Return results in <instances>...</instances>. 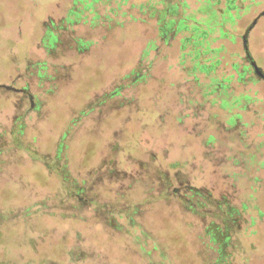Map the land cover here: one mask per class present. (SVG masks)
I'll return each mask as SVG.
<instances>
[{"label": "rangeland", "instance_id": "374dc122", "mask_svg": "<svg viewBox=\"0 0 264 264\" xmlns=\"http://www.w3.org/2000/svg\"><path fill=\"white\" fill-rule=\"evenodd\" d=\"M155 19L172 22L169 44ZM249 27L252 59L244 38ZM187 34L222 47L198 51L200 58L221 59L203 82L213 101L208 112L222 119L208 156L218 166L231 149L239 162L226 161V179L214 175L203 184L220 194L206 200L208 207L198 214L175 208L193 236L188 249L172 247L173 263L264 264V77L251 61L264 73V0H0V264H145L112 241L110 229L94 227L96 208L85 200L115 205L116 190L145 198L144 186L152 183L129 189L99 178L115 138L122 148L129 139L126 118L117 120L110 107L140 87L139 64L140 72L166 82L191 78L179 60ZM215 76L222 87L208 94L212 87L205 85ZM159 84L154 94L164 87ZM194 133L192 126L175 132L173 156L190 151L185 143ZM112 167L108 162L106 171ZM65 184L81 190L79 197L68 199ZM144 210L154 221L156 214ZM161 235L174 238L164 230ZM76 243L78 258L70 253Z\"/></svg>", "mask_w": 264, "mask_h": 264}, {"label": "trees", "instance_id": "16d2710c", "mask_svg": "<svg viewBox=\"0 0 264 264\" xmlns=\"http://www.w3.org/2000/svg\"><path fill=\"white\" fill-rule=\"evenodd\" d=\"M132 7H136V5L134 4ZM143 8H145V4L139 5L138 12L144 15L146 12ZM153 14H155V9L149 13V17L154 18ZM131 16L133 19L145 20V18L133 14ZM155 20L161 31L160 37L163 36L166 44H169L168 35L170 31H173L172 22L166 26L162 19ZM186 26V24L183 25V27ZM195 27L197 26L195 25ZM200 37V34H187L181 43L180 64L184 69L189 68L188 73L192 74L191 78L179 82L175 80L166 82L158 74L140 72L143 71V68L139 64L140 71L137 72L135 82H141L140 87L132 97L116 101L110 107L112 114L117 116V120L121 121L126 118L124 120L127 122L126 130L129 139L122 148L118 143L119 137L117 136L113 143L114 147L111 150L105 148L109 157L107 163H104L106 158L103 159L104 162L100 163L103 173L99 175V178L106 176L101 180L102 183H127L129 189L133 188L134 183H152L151 186H144H147L145 198H131V195L125 197L123 192L116 190L117 194L113 195L117 198L115 205H110L108 202L97 204L89 199L85 200L96 208V213L91 214L95 216L92 219L95 223L94 227L97 230H105L107 233L110 229L112 231L111 240L127 246L131 252L130 256H138L145 264H174L172 247L179 244L184 249L190 247L193 232L187 229L186 223L182 222L180 218V211H176L175 208L180 206L185 211L183 213L197 212L198 214L200 209L208 207L206 200L209 197L219 198L220 194L216 189L203 184L210 183L209 179L214 175H217L221 181L222 176L226 179L224 174L231 173L226 161L236 158L230 149L229 152H225V155L222 156V163H218L217 166L213 164V158L208 156L215 148L216 140L221 132L222 123L220 121L222 119H219L217 111L208 112V103L213 101L206 98L203 82L209 72L216 71V68L220 66L221 59L216 56L211 59L200 58L198 51L201 48L206 51H219L222 47H212L210 43L204 44ZM155 42L151 43V48L154 50L158 49V44ZM189 45L192 47L190 48ZM191 50H194L195 54L189 59L190 62L187 65V56ZM248 67V65L244 66V71L239 72L240 79L246 75ZM158 80L161 82L159 85L164 84V87L155 88L158 91L157 94H154L153 85ZM209 86L212 89L208 88L207 93L211 94L217 89V86L222 87V81L220 82L219 77L215 76L207 86L205 85V87ZM146 89H149L150 92H146ZM210 115L215 120H212V123H206V121L204 123L203 120ZM191 126L194 127L195 133L191 136L190 141L185 143L190 151L173 156L177 146L175 132L188 129ZM114 132L116 131L114 130ZM148 137H152V139L148 141ZM109 139L110 137L107 136L105 141ZM191 142L198 150L192 152ZM148 143L150 147H147ZM231 146L233 147V144ZM197 160H199L196 165L198 170L195 172L194 164ZM234 160L239 162L238 159ZM108 162H111L113 167L106 171ZM62 178L66 181L64 183H69L67 177ZM65 185L68 199L79 197L81 190L79 191L74 186L72 188L68 184ZM206 190L207 192H204ZM119 194L121 197L117 196ZM209 202L211 201L208 200ZM145 208L150 214H156L154 221H148L145 218ZM184 215L186 216V214ZM186 217H183L185 221ZM163 230L174 235V238L165 239L161 235ZM98 243L100 242L98 241ZM72 248L70 253L76 254L78 258V243ZM96 262V264H102L100 261Z\"/></svg>", "mask_w": 264, "mask_h": 264}, {"label": "water", "instance_id": "95a60500", "mask_svg": "<svg viewBox=\"0 0 264 264\" xmlns=\"http://www.w3.org/2000/svg\"><path fill=\"white\" fill-rule=\"evenodd\" d=\"M251 27H249V29H247V32L246 34L244 35V38H245V47L247 49V54L249 56L250 59H252L251 55H250V52L248 51V46H247V33L248 31L250 30ZM252 61V64L254 65V67L256 68V70L258 71V73H260L263 77H264V73H262V71L260 70L259 66L257 65V63L254 61V60H251ZM9 87V86H8Z\"/></svg>", "mask_w": 264, "mask_h": 264}]
</instances>
